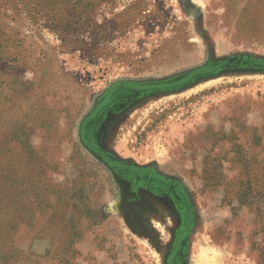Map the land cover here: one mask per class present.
Returning <instances> with one entry per match:
<instances>
[{"label":"rangeland","instance_id":"1","mask_svg":"<svg viewBox=\"0 0 264 264\" xmlns=\"http://www.w3.org/2000/svg\"><path fill=\"white\" fill-rule=\"evenodd\" d=\"M55 3L0 0V264H264V0Z\"/></svg>","mask_w":264,"mask_h":264},{"label":"trees","instance_id":"2","mask_svg":"<svg viewBox=\"0 0 264 264\" xmlns=\"http://www.w3.org/2000/svg\"><path fill=\"white\" fill-rule=\"evenodd\" d=\"M77 4H79V0H68L67 3H65L64 0H56V3L54 5L63 7V10H65L68 7H72V6L77 5Z\"/></svg>","mask_w":264,"mask_h":264}]
</instances>
